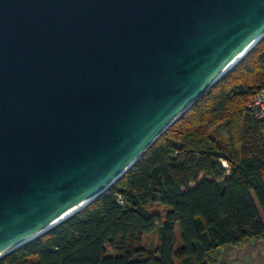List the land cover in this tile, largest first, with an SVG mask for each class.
I'll use <instances>...</instances> for the list:
<instances>
[{
  "label": "water",
  "instance_id": "obj_1",
  "mask_svg": "<svg viewBox=\"0 0 264 264\" xmlns=\"http://www.w3.org/2000/svg\"><path fill=\"white\" fill-rule=\"evenodd\" d=\"M263 37L264 0H0V259L105 194Z\"/></svg>",
  "mask_w": 264,
  "mask_h": 264
},
{
  "label": "trees",
  "instance_id": "obj_2",
  "mask_svg": "<svg viewBox=\"0 0 264 264\" xmlns=\"http://www.w3.org/2000/svg\"><path fill=\"white\" fill-rule=\"evenodd\" d=\"M263 88L264 37L105 194L0 264H219L264 241V121L247 109Z\"/></svg>",
  "mask_w": 264,
  "mask_h": 264
},
{
  "label": "crops",
  "instance_id": "obj_3",
  "mask_svg": "<svg viewBox=\"0 0 264 264\" xmlns=\"http://www.w3.org/2000/svg\"><path fill=\"white\" fill-rule=\"evenodd\" d=\"M219 264H264V241L224 247Z\"/></svg>",
  "mask_w": 264,
  "mask_h": 264
},
{
  "label": "rangeland",
  "instance_id": "obj_4",
  "mask_svg": "<svg viewBox=\"0 0 264 264\" xmlns=\"http://www.w3.org/2000/svg\"><path fill=\"white\" fill-rule=\"evenodd\" d=\"M166 211H167L166 208L159 206V205H154L149 210L150 213H158L160 216H163L166 213ZM260 215H261V218L264 220V212L262 210H260ZM175 234H176L177 242L178 244H180V231L178 227L176 229ZM159 238L160 237H159V233L157 230H155L149 235L144 236L143 245L146 248V250L150 252H154V250L158 246Z\"/></svg>",
  "mask_w": 264,
  "mask_h": 264
},
{
  "label": "built area",
  "instance_id": "obj_5",
  "mask_svg": "<svg viewBox=\"0 0 264 264\" xmlns=\"http://www.w3.org/2000/svg\"><path fill=\"white\" fill-rule=\"evenodd\" d=\"M247 109L259 121H264V88L248 101Z\"/></svg>",
  "mask_w": 264,
  "mask_h": 264
},
{
  "label": "bare ground",
  "instance_id": "obj_6",
  "mask_svg": "<svg viewBox=\"0 0 264 264\" xmlns=\"http://www.w3.org/2000/svg\"><path fill=\"white\" fill-rule=\"evenodd\" d=\"M245 54V51H243L236 59H234L222 72L223 73H226V71H229V69L231 67H233V65H235V63H237ZM91 200L89 201H86V202H83L82 204H80L79 206H77L76 209L72 210L70 213L66 214L65 216H63L62 218L54 221L48 228H46L45 230L47 229H50L52 227H54L55 225L61 223L62 221L68 219L69 217H71L72 215H74L75 213H77L78 211L82 210V209H85L86 206L88 205V203H90Z\"/></svg>",
  "mask_w": 264,
  "mask_h": 264
}]
</instances>
